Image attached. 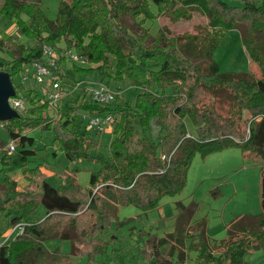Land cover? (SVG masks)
<instances>
[{
  "label": "trees",
  "instance_id": "trees-1",
  "mask_svg": "<svg viewBox=\"0 0 264 264\" xmlns=\"http://www.w3.org/2000/svg\"><path fill=\"white\" fill-rule=\"evenodd\" d=\"M42 2L0 0V13L27 38L19 42L0 32V50L15 43L9 56L0 55V69L12 78L21 75L27 65L43 60L45 44L63 54L74 49L91 64L76 65V71L99 73L120 94L116 102L98 104L79 92L56 118L48 113V100L29 95L26 111L0 118L11 140L24 148L31 129H55L58 148L68 160L100 166L91 172L88 187L79 183L77 167L57 173L56 184L41 165L25 167L27 183L21 188L6 172L12 153L0 140V212L10 218L11 228L29 223L24 234L10 235L0 245V264H77L74 257L86 255L94 260L118 237L114 225L132 219L120 220L121 207L158 209L163 197L183 191L197 154L206 157L237 146L247 156L264 157V0H63L54 19ZM194 12L207 16L204 31L176 32L164 23L153 34L145 25L161 15L177 22ZM127 17L138 20L140 31ZM241 28L260 75L224 72L214 60L227 33ZM63 54L59 67L66 61ZM56 73L64 76L62 69ZM122 82L138 89L134 103L121 96ZM21 86L16 85L18 92ZM83 111L112 113L107 153L96 152L101 143L87 129ZM22 152L25 161L36 154L34 149ZM261 185L262 212L234 217L220 243L212 244L205 219L192 224L194 211H181L174 231L145 235L140 253L152 264H175L176 257L184 263L190 251L203 264H245L252 244L264 249V169ZM41 205L46 215L32 219ZM53 237L72 241L71 253L49 249L46 241Z\"/></svg>",
  "mask_w": 264,
  "mask_h": 264
},
{
  "label": "rangeland",
  "instance_id": "rangeland-1",
  "mask_svg": "<svg viewBox=\"0 0 264 264\" xmlns=\"http://www.w3.org/2000/svg\"><path fill=\"white\" fill-rule=\"evenodd\" d=\"M63 0H43L41 6L45 13L52 19L58 15L60 4ZM157 10L155 4L152 5ZM127 21L134 28L140 31L138 20L127 17ZM167 23L172 26L174 31L185 32L189 30L204 31L207 27L208 18L200 12H194L193 15L182 18L177 22H172L166 15H161L157 19L146 22L151 32L154 34L162 24ZM6 32L14 35L19 42H24L27 38L20 34L17 25L6 15L0 13V32ZM243 28L233 29L227 33V40L223 41L214 53V60L220 65L224 72H250L255 71L258 75L260 70L252 65L249 55L243 43ZM6 50H0V55L9 56V52L15 50V43L8 42ZM73 63L66 59L62 64V72L64 76L63 90L65 98L58 103L57 109H50L48 113L54 118L57 117L58 109L62 110L70 101L71 96L79 94V90L75 86L80 80L83 81H99V73L84 74L76 71ZM85 66H91L87 64ZM26 73L17 75L12 78L7 71L0 69V86L4 89L2 97L1 117L12 116L17 113L14 108L13 95L16 85L23 84L19 92L23 95L26 104V111L30 107L29 95L35 97H44L43 85H38L32 78L25 80ZM28 78V77H27ZM114 86V84H111ZM121 96L125 101L134 103L137 98L138 89L128 82H122ZM115 87V86H114ZM107 132H91L100 141L101 146L97 153H107L109 143L113 139V134ZM29 141L24 148L20 141L15 140L17 147L12 153L10 165L5 166L6 172L19 178V186L24 187V179L22 175L25 167H35L41 165L48 168L53 175L48 179L57 183L59 177L55 171H62L66 167H77L79 183L88 187L91 180V172L99 169V165L92 161L77 160L71 162L65 154L58 148L55 140V129H43L41 127L31 129L28 132ZM0 140L7 144L11 141L10 134L0 123ZM24 149H34L36 154L29 155L25 161L22 157ZM3 151H0V157ZM26 162V163H25ZM4 164L0 161V169ZM264 169V157L245 155L240 147L234 146L221 152H216L206 157L197 154L192 162L188 172L187 184L182 192L174 196H165L161 201L158 209L145 212L134 205L122 206L120 209V220H127L123 225L115 224L112 231L117 234L106 252L100 254L90 260L86 256H75L77 264H152L145 260L144 255L140 253V246L144 242L147 233L166 235L168 232L174 231L178 214L182 211L191 213L193 210V218L191 223H196L202 219L208 222V234L212 244L220 243L228 236V224L239 215H257L262 212V171ZM185 206V208H184ZM46 215L44 205L39 206L32 219L39 220ZM7 216L0 212V227H7ZM2 240H0L1 242ZM47 246L51 250H60L62 253H71L72 241L62 240L60 238H50L46 241ZM250 254L246 256L245 264H264V249L257 248L253 244L250 247ZM175 258V264H203L200 263L196 251H190L188 260L182 263Z\"/></svg>",
  "mask_w": 264,
  "mask_h": 264
},
{
  "label": "built area",
  "instance_id": "built-area-1",
  "mask_svg": "<svg viewBox=\"0 0 264 264\" xmlns=\"http://www.w3.org/2000/svg\"><path fill=\"white\" fill-rule=\"evenodd\" d=\"M62 51L58 48L45 44L43 46V60L33 62L26 66L25 80L32 78L38 85H43L45 100L50 103L51 109H57L58 103L65 98V92L63 90V81L57 70H61L58 65V60L62 55ZM66 59L78 63L79 65L85 66L89 62L82 56H80L74 49L65 50L64 54ZM28 77V78H27ZM75 89H78L82 94L89 97L95 103L98 104H111L116 102L117 95L120 94L117 88L109 85L105 81H82L80 80ZM13 106L20 112L25 110L26 104L23 95L17 90V95L13 96ZM83 119L86 122L87 129L92 132H105L112 130L113 115L110 112L105 113H91L87 111L81 112ZM16 145L11 140L7 145L9 153L16 151ZM28 222H20L12 228L10 235H22L25 233ZM9 235V236H10Z\"/></svg>",
  "mask_w": 264,
  "mask_h": 264
},
{
  "label": "crops",
  "instance_id": "crops-1",
  "mask_svg": "<svg viewBox=\"0 0 264 264\" xmlns=\"http://www.w3.org/2000/svg\"><path fill=\"white\" fill-rule=\"evenodd\" d=\"M29 79H31V78H29ZM83 81V80H82ZM122 94V93H121ZM107 132V131H106ZM111 132V131H110ZM112 133V132H111ZM109 144H110V142H108ZM44 169V171L47 173V175L48 176H50V175H53L54 174V171H50L48 168L46 169V168H43ZM63 171V170H62ZM59 172H61V171H55V173L57 174V173H59ZM18 180H19V178H17ZM24 179V180H23ZM22 180L24 181L23 183H24V185L27 183V181H26V178L24 177V174L22 175ZM43 218V217H42ZM6 220H7V227H0V240H2L1 242H0V245L8 238V236L10 235V233L12 232V228L11 227H9V221H10V218L9 217H7L6 218ZM188 260V259H187ZM200 263H202L201 262V260H200ZM184 264H188V261L186 262V263H184Z\"/></svg>",
  "mask_w": 264,
  "mask_h": 264
},
{
  "label": "water",
  "instance_id": "water-1",
  "mask_svg": "<svg viewBox=\"0 0 264 264\" xmlns=\"http://www.w3.org/2000/svg\"><path fill=\"white\" fill-rule=\"evenodd\" d=\"M9 74V73H8ZM10 75V74H9ZM3 94H4V89L0 86V110L2 109V97H3ZM11 95L13 96H16L17 95V90H15ZM19 111H17V113H15L14 115L12 116H8V117H1L2 119H7V118H11L13 116H16V115H19Z\"/></svg>",
  "mask_w": 264,
  "mask_h": 264
}]
</instances>
